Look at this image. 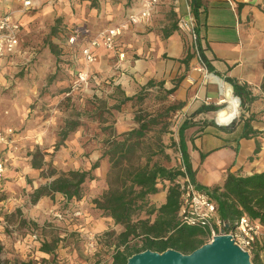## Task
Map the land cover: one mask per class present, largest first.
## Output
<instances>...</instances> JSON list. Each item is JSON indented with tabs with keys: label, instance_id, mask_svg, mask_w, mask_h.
I'll return each instance as SVG.
<instances>
[{
	"label": "crops",
	"instance_id": "crops-1",
	"mask_svg": "<svg viewBox=\"0 0 264 264\" xmlns=\"http://www.w3.org/2000/svg\"><path fill=\"white\" fill-rule=\"evenodd\" d=\"M129 3L130 0H99L98 6L92 7L90 1L59 0L54 5L38 4L23 12L17 0H0V14L13 12L23 25L16 51L0 58V100L6 94L4 96L10 104L8 114L0 113V125L4 129L16 131L12 136V144L0 147V156L7 165L0 190L3 182L11 177L37 178L41 168L32 165L33 149H43L45 145L42 123L38 117H33L34 113L30 114L28 108L33 103L35 89L40 87L41 81H36L38 84L34 86L22 84L24 91L19 89L15 75L20 71L17 67L20 59L21 62L26 61L23 65L28 71L33 68V65L28 64L31 58L36 57L40 63L45 62L44 58L52 56V46L60 50L62 48L63 60L54 68L44 65L41 70L45 73L52 69L51 74L57 78L53 82V89L56 85L66 87L69 80H74L81 70V67H76L83 63L81 46L99 31L122 25L125 29L119 43L123 59L120 60L116 52L100 49L92 65L96 79H100L98 85L101 91L97 93L104 94V99H110L108 93L115 90L121 92L122 97L132 96L148 84L162 86L166 91L175 89L173 97L187 106L197 100L204 102L209 98H217V87L214 84V87H210L203 80L195 56L185 62L188 54L192 53L188 47L189 37L178 28L172 30L177 19L187 17L189 9L194 16L204 56L213 70L208 73L224 81L231 78L240 85H246L256 97L249 105V111L245 112L253 119L251 127L257 132L254 136L238 139L242 124L232 126L227 132L212 126L202 129L197 126L185 132L194 184L205 191L222 185L228 172L242 176L264 172V91L261 89L264 82V0H160L153 18L147 23L136 25L127 24L126 17L140 8L142 0H133L131 6ZM194 9L196 14L193 13ZM56 20L61 23L66 38L60 34V42L59 38L52 36L50 43L39 47L37 34L45 35L47 28ZM75 28L87 29L88 34L77 37V43L70 45L68 40ZM29 41L30 45L25 48V42ZM37 50L40 52L36 53ZM89 88L80 89L85 92L84 98L87 92L90 93ZM4 90L10 92L4 93ZM72 99L76 101L78 97ZM67 121L70 120H66L65 125ZM37 131L42 134L39 135ZM92 137L93 131L88 130V126H80L68 137L65 145L69 148L65 147V152L72 150L78 156L81 153L89 156L82 157L79 167L71 166L67 170L91 169L94 149L98 147ZM101 155L96 157L101 158ZM105 163L102 160L95 172L96 179L101 180L102 191L103 188L107 189L108 167ZM58 168L66 170L61 165ZM93 181H87L84 185ZM166 197L167 192L161 191L151 196V203L159 207L166 202ZM258 242L261 244L260 236L257 245ZM255 255L257 263L261 264L258 253Z\"/></svg>",
	"mask_w": 264,
	"mask_h": 264
},
{
	"label": "rangeland",
	"instance_id": "rangeland-1",
	"mask_svg": "<svg viewBox=\"0 0 264 264\" xmlns=\"http://www.w3.org/2000/svg\"><path fill=\"white\" fill-rule=\"evenodd\" d=\"M180 19L176 21L178 29ZM64 33L61 23L59 24L56 20L47 28L45 35L37 34L39 47L50 43L52 36L59 38L62 42L60 34L66 38ZM30 43L31 41L25 42V48ZM188 47L192 52L190 39H188ZM39 52V50L36 51V53ZM51 54L50 58H44L45 62L41 63L36 57L31 58L28 64L33 65L31 66L33 68L28 71L24 68L26 65H23L26 61L21 62L22 59H20L17 65L20 71L15 75V80L19 83L21 91H24L23 85L34 86L38 84L36 81H41L40 87L35 89L33 103L28 108L30 107V114L34 113L33 117H38L42 123L45 140L43 149H33V156L40 153L38 160L42 162L45 158L47 160L38 170L37 178L11 177L6 180L9 182L5 181L2 184L0 190V264H110L113 252L109 246L110 239L107 237H110L113 231L119 234L123 228L115 226L113 221L99 212L92 202L108 189V184L107 189L103 188L102 191L100 179L88 182L89 184L84 185V198L80 202L66 200L61 194H55L53 198L45 196L35 200L36 191L40 187L57 178L60 173L70 171L67 170L68 167H77L79 163H82L83 156H89L85 153L78 156V153L72 150L65 152V147L69 148L65 145L69 138L59 149H56L60 141L59 133L65 126L66 120H76L79 122L77 128L88 126V130L93 131L92 138L97 142L98 147L94 149L92 165L104 160L107 162L104 165L108 167L109 172V158L103 156L107 149L106 141L138 128L137 117L141 116L145 120L157 118L158 123L147 133L146 144L153 149L162 144L168 158L166 155H158L154 160H159L166 166L184 170L181 154L174 145L179 142L177 132L184 118L203 104L213 105L217 107V110L207 111L197 116L195 120L214 124L218 128H230L241 118L243 105L240 99L238 116L231 124L223 126L219 125L215 119L216 112L223 107L219 104L218 89L215 99L209 98L204 102L197 100L191 106L185 103L183 108H178L181 101L176 100L172 94H167L162 86H146L134 94L137 96L134 101L115 108L114 106L118 105L119 100L125 96L122 97V93L115 90L113 93H108L110 99H104V94L97 93L101 91L98 85L100 79H96L93 66L90 68L92 72L90 79L77 90H73L78 78L77 74L74 80H69L66 87L56 85L53 89V82L57 80L56 76L51 74L52 69L43 73L41 68L44 65L56 67L63 60L61 58L62 48L60 50L52 46ZM82 65L78 64L76 67L82 69ZM60 73L63 74V72ZM205 76L206 73H203V80L206 84L214 87ZM87 87H91L88 89L90 93L87 92L84 98L85 92L80 89ZM8 91L10 92V90L3 92ZM30 91L34 90L30 89ZM4 95L6 94H3L0 100V113L6 115L9 113L10 104L7 103L8 100ZM74 96H77L79 101H74L72 99ZM173 107H176L175 112L171 110ZM12 130L15 134L16 131ZM44 150H49V152L44 153ZM97 155H101V158L96 157ZM60 165L66 170L59 169ZM82 229L84 230L81 231ZM262 232L259 235L261 244L259 242L258 245L256 244L251 260L256 259L255 254L258 253L259 261L264 264V232ZM210 241L211 238L207 236L206 244ZM44 244L50 247L49 253L43 251Z\"/></svg>",
	"mask_w": 264,
	"mask_h": 264
},
{
	"label": "trees",
	"instance_id": "trees-1",
	"mask_svg": "<svg viewBox=\"0 0 264 264\" xmlns=\"http://www.w3.org/2000/svg\"><path fill=\"white\" fill-rule=\"evenodd\" d=\"M83 1H90L92 7H97L99 2V0ZM132 1L130 0L128 5L131 6ZM193 13L196 14L195 9ZM175 29L177 25L172 28ZM200 50L204 64L208 71L212 72L201 45ZM193 56L194 54L189 53L185 62L187 63ZM225 81L233 86L235 95L241 99L243 105L241 118L233 124V126L242 124L238 139L254 136L257 132L251 127L253 119L245 112L249 111V105L256 97L248 90V86L240 85L231 78H226ZM261 89L264 91V82ZM174 91L175 89L169 90L167 94H173ZM136 98V95L125 96L114 107L119 108L120 105L132 102ZM184 105V102H180L178 108H183ZM171 110L175 112L176 107ZM211 110H217V107L203 104L190 112L178 129L179 142L174 145L181 154L184 170L154 160L158 155H166L168 158L162 144L155 149L146 144L147 133L158 123L157 118L145 120L141 116L137 117L138 128L106 141L107 149L103 156L108 157L110 163L107 174L108 189L92 202L99 212L113 221L115 226L123 228L119 234L113 231L110 237H107L110 239L109 246L113 252L111 264H127L130 257L145 251L162 254L167 250H175L187 255L206 244L209 229L182 223L179 209L182 193L180 183L183 177L188 176L194 183L185 132L197 126L201 129L207 126L218 128L214 124L195 120L197 116ZM78 126L79 122L76 120L67 121L59 133L60 141L56 149L63 145ZM231 128L232 126L218 129L227 132ZM39 155L40 153H37L33 156L32 165L35 168H42L43 165V162L38 160ZM99 166L100 162L97 161L88 171L70 170L60 173L57 178L36 191L35 200L45 196L53 198L55 194H62L66 200L80 202L84 198V184L96 179L95 172ZM197 188L204 190L198 186ZM161 191L167 192L166 202L157 207L151 203L150 198ZM205 191L216 203L219 216L226 223L227 229H233L243 216L264 227V172L251 176L228 172L222 185H216ZM43 251L49 253L51 250L47 244H44ZM253 262L256 263L257 258Z\"/></svg>",
	"mask_w": 264,
	"mask_h": 264
},
{
	"label": "built area",
	"instance_id": "built-area-1",
	"mask_svg": "<svg viewBox=\"0 0 264 264\" xmlns=\"http://www.w3.org/2000/svg\"><path fill=\"white\" fill-rule=\"evenodd\" d=\"M20 3L21 11L45 4L54 5L59 0H17ZM160 0H142V5L138 10L130 12L126 17V23L131 25L143 24L150 21ZM179 30L185 33L191 42L192 52L198 63L197 69L208 74V69L204 64L201 56L199 36L196 32L194 16L189 13L186 18L179 21ZM124 26L109 27L98 32L95 36L84 43L81 48L83 60L82 69L78 72L77 81L73 86V90H77L79 86L85 84L91 77L90 68L97 60L98 50L101 48L116 52L119 59H123V53L120 50V37ZM23 31L22 23L17 20L13 12L0 14V58L13 54L20 45ZM88 34L87 29L75 28L73 34L69 37L68 43L74 45L77 43V37H83ZM12 129H4L0 125V147L12 144ZM7 171L5 160L0 156V182L3 180ZM181 198L179 217L181 222L189 226H202L209 229V237L211 241L221 233L227 234L232 242L240 249L248 252L250 255L255 250L260 232L263 230L259 223L250 221L243 216L233 229H227L226 223L220 218L216 203L211 200L208 193L200 190L190 180L188 176H184L181 183ZM210 241V242H211Z\"/></svg>",
	"mask_w": 264,
	"mask_h": 264
},
{
	"label": "water",
	"instance_id": "water-1",
	"mask_svg": "<svg viewBox=\"0 0 264 264\" xmlns=\"http://www.w3.org/2000/svg\"><path fill=\"white\" fill-rule=\"evenodd\" d=\"M229 84V83H228ZM233 88V86L230 84ZM240 101V98L237 97ZM127 264H252L250 254L236 246L231 238L221 233L191 254L167 250L160 254L145 251L128 259Z\"/></svg>",
	"mask_w": 264,
	"mask_h": 264
},
{
	"label": "bare ground",
	"instance_id": "bare-ground-1",
	"mask_svg": "<svg viewBox=\"0 0 264 264\" xmlns=\"http://www.w3.org/2000/svg\"><path fill=\"white\" fill-rule=\"evenodd\" d=\"M206 78L217 87L220 93L219 104L223 106L215 114L216 122L219 125L228 126L238 116L240 101L235 96L230 84L212 73L206 74Z\"/></svg>",
	"mask_w": 264,
	"mask_h": 264
}]
</instances>
